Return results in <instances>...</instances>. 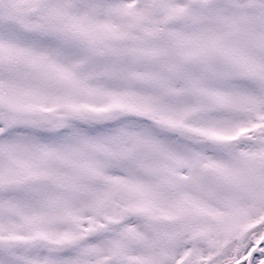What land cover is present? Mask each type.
I'll list each match as a JSON object with an SVG mask.
<instances>
[{"label": "snow or ice", "instance_id": "1", "mask_svg": "<svg viewBox=\"0 0 264 264\" xmlns=\"http://www.w3.org/2000/svg\"><path fill=\"white\" fill-rule=\"evenodd\" d=\"M0 264H264V0H0Z\"/></svg>", "mask_w": 264, "mask_h": 264}]
</instances>
